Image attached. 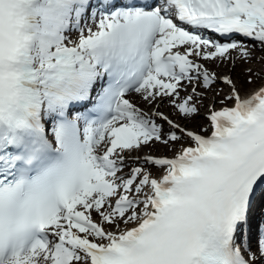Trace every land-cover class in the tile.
<instances>
[{"label": "bare ground", "instance_id": "obj_1", "mask_svg": "<svg viewBox=\"0 0 264 264\" xmlns=\"http://www.w3.org/2000/svg\"><path fill=\"white\" fill-rule=\"evenodd\" d=\"M45 1L47 0H38L34 3H31V2L26 3L25 10L27 13V21L20 28V33H19V40H20L22 47L26 49L30 59L34 61L36 66L38 68L39 67L41 68L38 71L37 87H38L39 92L42 95L46 94L45 88L48 87V80H49L48 76H49L50 67L54 63H57V62L62 63L65 59L71 58V59L78 60L79 58L84 57L85 55L89 56L96 42V36L87 35L83 38H79L75 42V45L66 46L65 43H63V39L58 34L59 30L61 29V24L58 25V24H53L50 22V20H53V19H50L51 17L50 9L45 4ZM233 7L239 10L241 9L242 11H248L249 13L257 17L259 20H261L260 22H261V26L263 27V30L260 31L259 35L262 37V39H264V0H234ZM205 47L206 46H203L204 50L202 52L208 50V48L206 49ZM71 48H73V50H71ZM212 53L213 55L216 54L214 50L212 51ZM188 58L192 65L191 70L193 71L192 74L194 75V77L192 79L186 78L182 81H178L177 91L181 92L183 99H185L186 93L188 94L192 93L193 94L192 97L194 99L201 98V104L197 106L194 102H191V109L188 110L186 113L181 112V114L178 116L174 108L172 109L171 107L173 106L172 99H167L161 102L157 100L159 97L156 98V95H157L156 91L158 89L161 90L162 89L161 87L153 85L151 87L153 89L152 94L146 93L145 88H140L134 91L133 93H131L133 95L135 94L134 101L132 103H129L126 99H123L122 103H124L126 106L130 108V111H131L130 115H134L138 119L137 123L128 124L126 123V117L121 118L120 122H123V123H121L120 125L125 124L128 126L127 133L120 132V125L112 129H110L111 127H109L108 130L104 132V136L108 137L107 139L108 144H109V140L114 139L113 145H110L109 149L105 151V154H103L102 156H99L97 154H95L94 156L91 155V159L89 160L92 162V164L95 163L97 166L99 164L104 165V162H103L104 159H106L109 156H112V160H110V164L113 166H117V167L118 166L122 167L123 165L129 163L130 161H139V160H144V159L145 161L146 160L148 161L147 156L143 157L144 155L143 147L144 146L142 145L140 146V144L143 139L144 129L146 128L151 129V132L157 131V128L155 127V125L151 123V118L155 116L160 117V119H166V120H168L169 118L175 117L178 120V121L175 120L177 122V125L176 124L166 125V129H169V130L173 128H177V126H180L181 124L179 122L193 125L196 127H198L200 123L204 122L203 128L209 129V133L206 135H209L211 133L221 134V135H233L243 126V123H239L238 119L234 115L233 103L231 107L223 109V115L225 118L224 127L214 128V126L212 125L209 119V116H208V120L203 119L202 117L203 113H200V112L204 109H209L212 106V101L215 103L225 102V101H229L232 98L234 99L235 96L237 95L242 96L246 94L241 93L239 89H237L238 83L235 81L230 82L231 79L229 75L224 73L221 69L214 70V68H212L210 65L201 64V63H207V58L204 59L201 56L198 57L196 55H190L188 56ZM262 62H263V65L260 67L261 70H257L256 67H254L246 71L247 73H252L253 75H256V78L255 80H253V83H256L260 79V76L264 74V59ZM228 66L230 68V65L228 64H226L223 67L224 71L225 69H228ZM218 70H219V73H217ZM200 78H203L204 80H203L201 87L200 85H197L198 90H193L188 87V85L190 84V81L194 80L198 84V82L200 81ZM218 78L221 80V84L218 86V89L220 91V96L215 97L213 100L210 98L204 97L205 94L201 93L199 90L204 88L203 86H204L205 80H211L209 85L207 86V88L210 89L211 86L216 84L215 80H217ZM165 91L167 92V90ZM247 95H249L250 97H254L260 104H264V82L260 87L256 88L253 92ZM150 108L152 110L149 112H146L144 110V109L149 110ZM198 112L200 113L199 119H196L195 116L192 120H189L186 117H184V116H191V115L193 116L194 114H197ZM169 114L172 117H170ZM140 123L142 124L141 127L139 126ZM157 132H158V136H163L160 131H157ZM119 136H122L124 138L123 143H119L118 141ZM103 139H104L103 136L100 135V142L94 145L93 152H96L95 150H99L100 144L103 143ZM129 139H133V140H129ZM184 140L187 142L188 146L193 145L191 142V139L187 135H185ZM150 146H152L151 143L148 145V147ZM120 147H126V148L123 150L121 154H118V155L114 154L112 150L114 148L116 149ZM156 170L152 169V172L154 173ZM129 172L131 173L130 175L132 176L129 177L127 180H124L123 183H127L128 186L131 187L134 182L133 174H132L133 172L131 171ZM136 172L138 171H135L134 173ZM119 192L120 191L118 190L117 193ZM261 193H262V190L261 192H259V194H257L256 205L253 207L252 212L249 215L248 221L245 223L246 225H248V230L246 231L245 235H247V237L250 239H255V236L260 227L261 219L262 217H264V194L262 195ZM94 195L100 196V199L98 202H92L91 206H93L94 208L99 204L101 200L103 199L105 200L107 197H109V195L106 192H96V193L83 192L71 201L70 203L71 209L74 208V211L76 213L80 212L83 215L82 221L80 223H83V224L88 223V220L84 221L85 214L86 216L90 215L91 209L90 207H87V212L85 213L81 212L79 209V202L83 199L84 200L83 205L90 206V205H87L86 203L92 200L93 199L92 196ZM145 200H146L145 197L140 198V200H137V201L130 200L129 202L130 205L136 204L139 209L138 214L132 216L135 219L134 223L131 224L130 227L125 229L123 233L119 234L118 236L116 235L110 236L109 230H106L107 233H109V235L106 237L109 238L110 241H112L113 239L117 237H122L124 233L131 232L141 225L144 215L148 214L150 211V207L149 206L147 207V203ZM138 218L139 220H136ZM53 224H54V220H53ZM47 233L51 237L55 236L50 230V225L48 226ZM58 233L61 234L63 243L69 247V251L75 250L77 249V246H79L80 248L83 249V251L86 252V256H87V253L89 251L98 247L97 244L89 241L87 237L78 236L77 232H70L66 236L64 235L63 231L61 232L59 231L57 232V234ZM249 244H248V240L244 239V237L241 234V236L237 239L235 243L236 250L245 254L246 252L245 247L247 248L246 245L249 246ZM252 248L258 249L257 244L254 243L251 249ZM23 256L27 259L30 258L32 260H36V264H38L39 262H44V260L42 259V257L44 256V252L42 251L37 252V253L34 251H30V252L25 253ZM60 256L54 259L58 264H69L70 259H68L67 256L64 257V261L62 262H60L61 261V259H59ZM17 260L18 259H13L10 262L8 261L6 264H18ZM0 264H4V262Z\"/></svg>", "mask_w": 264, "mask_h": 264}, {"label": "rangeland", "instance_id": "obj_2", "mask_svg": "<svg viewBox=\"0 0 264 264\" xmlns=\"http://www.w3.org/2000/svg\"><path fill=\"white\" fill-rule=\"evenodd\" d=\"M78 38H79L78 36L72 37V43H74ZM212 51H213L212 48H210L201 54L202 58L204 59L207 58V63H201V64L210 65L212 68H214V70L221 69L224 73L228 74L231 79L230 82L235 81L238 83L237 89H239L241 93L250 94L256 88L260 87L263 84L264 74L262 75L263 77L260 76V79L257 81L258 83L257 82L253 83V80H255L256 75H253L252 73H247L246 71L254 67H256L257 70H261L260 67L263 65L262 61L264 59V43L260 44V43H257L256 40L255 41L247 40L245 42H242L240 46L232 50H229L225 54H214L213 56ZM196 52L194 54L198 55V51ZM226 64L230 65V68L228 66V69H225L224 71L223 67ZM217 73H219V70L217 71ZM193 77L194 76L192 75L189 78H193ZM203 80H204L203 78H200V81L198 82V84L197 82L192 80L190 81V84L188 85V87L193 90H198L197 85H200L201 87ZM210 81L211 80H205L204 86H203L204 88L203 89L200 88L201 90L199 91L205 94L204 97L210 98L213 100L215 97L220 96V91L218 89V86L221 84V80L219 78L215 80L216 84L213 86L210 85L211 88L208 89L207 86L209 85ZM146 91L148 94L153 93L152 90H146ZM156 93H157L156 98L159 97L157 100H159L160 102L165 101L167 99L173 100V106L171 107L172 109L174 108L178 116L181 114V112L186 113L188 109H191V102H194L197 106L201 104V98L194 99L192 97L193 95L192 93L191 94L186 93L185 99H183L181 92L180 91L178 92L177 89L171 94H169L165 90H160V89H158ZM134 95L128 94L126 95L125 99L132 103L135 99ZM232 103H233V98L225 102L215 103L212 101V106L209 109L202 110L200 113H203L202 117L204 120L206 119L208 120V115L211 110L218 109V110L223 111V109L231 107ZM144 110L146 112H149L152 109L150 108L149 110H146V109ZM200 113L198 112L197 114H194L193 116L190 114L192 117L191 116H184V117H186L189 120H192L195 116L196 119H199ZM170 117L172 116L170 115ZM175 120H177L175 117L169 118L168 120L160 119V117L158 116L151 118V123L155 125V127L157 128V131H160L163 136H158L157 131L150 132V129H149V132L147 133L144 132L143 139L140 144V146L141 145L144 146L143 147V150H144L143 157L148 156V155L174 156L184 146L187 145V142L184 140V137L186 135L185 132L188 129L193 130V131L202 132L204 134L209 133V129L203 128L204 122L200 123L198 127L179 122L181 125L177 126V128H173L171 130L166 129V125L168 124L177 125V122ZM155 133L157 134L156 137L153 136ZM105 142H106L105 144L108 145L107 144L108 141L105 140ZM150 143L152 144V146L148 147ZM125 148L126 147H120L116 149L115 150L116 155L121 154ZM152 169L156 171L153 173ZM129 171L133 172L132 174L134 177V182L130 189L124 190V191L127 192V197L130 198V200L137 201V200H140V198H143L146 196V192L148 191L150 187L151 181L157 178L158 176H160V174H162L163 172V169L156 167L153 163L147 160L145 161L144 159V160H139V161H130L129 163L123 165L122 167L120 166L119 172H121L122 175H124V178L125 177L129 178L132 176L130 175L131 173ZM135 171H138V172L134 173ZM124 178L122 179V181H120V184H121V185L119 184L120 187H123L124 185V183H122L124 182ZM121 190H123V188ZM92 198L93 199L87 204L90 206L82 205L80 207L83 210L84 209L87 210V207H90L91 213L90 215L86 216V220H88V223L83 224V225H78V226H74V225L69 226L67 223H64L62 226H56L57 228H52V229L54 231L58 230V232L63 231L65 236L69 234L70 232H77L78 236L80 237L85 236L88 238L89 241L97 245H100L101 243L106 244L110 242V239L106 237L109 235V233H110V236L112 235L118 236L119 234L123 233L125 229L130 227L131 224L134 223L135 219L132 216L137 215L139 211L138 206L136 204L131 205L128 210L121 212V214L118 215L117 212H114L112 210L111 196L107 197L105 200L104 199L101 200L95 208L91 206L92 202H98L100 199V196L94 195L92 196ZM136 220H139V218ZM98 230L100 232H98ZM106 230H109V233H107ZM50 239L52 240V242H54L55 240H62V237H61V234L58 233L53 238L50 237ZM251 243L253 242L251 241ZM63 245H64L65 250L69 248L64 243ZM73 251H74V258L69 262V264H87L88 263L86 252L83 251L82 248L77 246V249ZM44 255L46 256V257L45 256L42 257L44 262H39L38 264H58L53 258L48 256V254L44 253ZM19 264H36V260L20 258Z\"/></svg>", "mask_w": 264, "mask_h": 264}]
</instances>
